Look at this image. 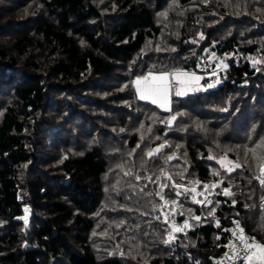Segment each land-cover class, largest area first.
<instances>
[{"label": "trees", "instance_id": "trees-1", "mask_svg": "<svg viewBox=\"0 0 264 264\" xmlns=\"http://www.w3.org/2000/svg\"><path fill=\"white\" fill-rule=\"evenodd\" d=\"M211 55L218 84L140 99ZM241 235L264 251V0H0V264H219Z\"/></svg>", "mask_w": 264, "mask_h": 264}, {"label": "rangeland", "instance_id": "rangeland-1", "mask_svg": "<svg viewBox=\"0 0 264 264\" xmlns=\"http://www.w3.org/2000/svg\"><path fill=\"white\" fill-rule=\"evenodd\" d=\"M210 57L211 62L208 66L212 68V72L206 77L180 70L173 74H148L137 79L136 88L140 99L157 105L163 111L169 112L171 110L173 92L175 96H187L197 90L204 89L203 85L207 88L218 84L222 71H225L226 62H223L221 58H217L214 55ZM200 69L205 70V66H201ZM207 69L208 67H206ZM203 79L206 82H202ZM223 165L225 168H233L227 161ZM171 226L177 229L173 222H171ZM239 239L245 241L248 246L247 255L242 263L264 264V251L258 253V250L253 248V245L247 242L246 240L248 239L243 237V235Z\"/></svg>", "mask_w": 264, "mask_h": 264}, {"label": "built area", "instance_id": "built-area-1", "mask_svg": "<svg viewBox=\"0 0 264 264\" xmlns=\"http://www.w3.org/2000/svg\"><path fill=\"white\" fill-rule=\"evenodd\" d=\"M254 248H256L259 244L257 239H253L250 242ZM246 244H243L241 241L234 242L233 245L228 248L226 254L221 258L219 264H240L245 256L247 255Z\"/></svg>", "mask_w": 264, "mask_h": 264}]
</instances>
